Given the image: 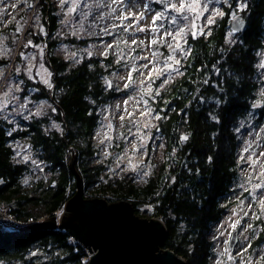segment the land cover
<instances>
[{
    "label": "trees",
    "instance_id": "obj_1",
    "mask_svg": "<svg viewBox=\"0 0 264 264\" xmlns=\"http://www.w3.org/2000/svg\"><path fill=\"white\" fill-rule=\"evenodd\" d=\"M149 8L156 12L161 5L152 2ZM34 10L42 15L45 32L28 26L23 40L30 37L37 43L47 42V63L54 76L53 88L40 89L33 98L48 100L52 108L41 116L21 120L17 129L0 121V207L28 226L55 215L76 191V177L70 168L74 157L85 199L129 201L139 217H159L164 222L167 233L161 250L174 251L187 264H215L209 234L247 196L242 136L250 123L264 122V107L253 106L261 100L263 84L257 52L264 49V0H251L246 29L237 33L236 42L230 43L226 18L217 20L195 39L187 34L184 51L190 49V54L177 53L175 59L180 64L173 66L182 75L165 72L148 80L152 92L143 97L151 110L150 124L143 129L148 137L145 158L138 168L122 169L116 177H110L103 163L94 160L115 150L121 156L128 149L126 141L119 135L112 142L101 143L97 132L105 124L108 108L112 110L118 100L137 91L129 79L125 82L118 76L130 63L132 53L127 58L112 51L101 56L83 53L78 61L65 60L53 54L61 15L47 0H39ZM99 36H80L69 42L83 49L101 39ZM152 48L162 56L169 54L166 46ZM134 51L138 55L143 48ZM141 62L135 60V64ZM11 69L15 71L13 66ZM52 121L61 130L54 128ZM182 136L188 139L181 141ZM20 140L28 141L37 155V166L31 159L23 161L16 156L15 143ZM142 206L146 209L141 210ZM70 238L74 237L65 229L9 232L0 227V264H83L85 250L79 243L70 244ZM263 240L257 235L250 247ZM35 244L50 255L48 261L27 257ZM55 250L69 256L61 260Z\"/></svg>",
    "mask_w": 264,
    "mask_h": 264
},
{
    "label": "rangeland",
    "instance_id": "obj_2",
    "mask_svg": "<svg viewBox=\"0 0 264 264\" xmlns=\"http://www.w3.org/2000/svg\"><path fill=\"white\" fill-rule=\"evenodd\" d=\"M36 0L32 3V0H2L0 2V96H3L4 92H7L11 87L12 91L10 94L8 106L3 108L0 111V121L8 122L14 125V129L19 127L20 121L27 119L34 115V113L39 108L40 115L44 114L46 111L51 112V103L43 98L35 99L33 95L36 91L40 89H52L53 88V76L54 73L50 69L46 53L49 55V46L47 42H35L30 37L23 40V35L27 31L28 26H32L34 31L40 28L43 29L42 33L45 32V28L42 23V15L37 14L34 8L38 5ZM53 5L55 12L60 17L61 29L59 36H57V44L53 48V54L59 57H62L65 60L78 61L82 57L83 53H92V55H104L109 51L120 52L119 57L127 58V55L132 53L130 58V63H127L125 69L119 71L118 76H123V81H128L129 72L132 73L131 83L133 87L136 88L129 98L118 100L115 108H108L107 115L105 116V124L97 132V136L100 141L103 140V143L112 142L113 139L117 136H122L126 141L125 147L126 151L122 152L121 156L118 157L119 151L115 150L114 153L109 155L113 157H96L95 163H103L104 171L108 172L110 177H116L120 170L122 169H136L142 165L144 157V149L148 142V137L146 133L143 132V129L147 128V125L150 124L151 113H149V106L147 102L142 97V92L145 88L148 87V73L153 67L163 68L165 64V57L160 56L159 60L154 63H149L152 61V46L149 47L150 40L155 36L159 39L160 36L164 35L165 30L175 31L179 27H185L186 35L184 39L181 40L183 49L185 50L184 40L188 33L191 31L188 30L187 25L190 24L194 14L189 16V20H179L178 25H173L169 23V17L176 15L174 12H167L163 20L157 21V26L160 27V31L153 33L150 31V26L152 25V17L157 12H163L165 6L163 3H158L161 5V9L158 11H151L149 4L156 2V0H123V3L116 4L112 0H79V7L74 11L70 16L66 15L67 10L71 7L73 0H68L63 6H61V0H47V3ZM101 4V7H96L97 3ZM172 3H177L178 0H171ZM250 2L251 0H227V3L224 0H220L219 3H216V0H201V4H208V11H205L204 14L200 17L199 20H196L197 25L196 31L199 33V30L202 28L203 33L208 32L212 25L222 18H226V23L230 30V43H234L238 40L239 36L236 32L232 31L231 23L233 21L232 15L235 13L236 17H242L246 23L248 22L250 16ZM85 4L92 5L91 11L86 20H83V28L80 29L81 22V12H88L89 9L85 8ZM110 5V7L108 6ZM231 5V7H229ZM241 5H243V10H241ZM116 9V11H112ZM218 9L219 11L224 12V16H215L214 23L208 24L207 19L213 14V10ZM143 13V19L139 21H134L132 19L120 20L118 17L128 14L137 15ZM103 15V19L99 17ZM128 24H135L139 27H144L146 31L140 32L136 31L135 27L129 28L128 31H124V26ZM264 24V23H263ZM94 25V27H90ZM115 26V27H114ZM19 27V31L17 28ZM102 29H107L109 34H105ZM75 33V34H74ZM94 33V34H92ZM100 35L101 39L94 40L89 44L87 48H80L78 45H73L72 42H69V39L75 37L86 36L92 38L94 35ZM105 35H109L110 38H103ZM200 35V34H198ZM165 40H170L168 36L164 37ZM23 40L22 44L21 41ZM132 40L137 41V45L140 40H144V46L132 45V47H126L123 41H127L128 44H131ZM30 46H25L29 44ZM264 41V38H263ZM119 43V48L116 47ZM112 45V47H108ZM160 45H155L156 49ZM20 47V51H18ZM143 48V51L140 54H133L136 48ZM42 50V51H41ZM160 52L159 50H157ZM126 52V54H124ZM72 53L76 55L69 58ZM180 53L179 51L174 54ZM23 54V56L21 55ZM17 57V64L13 65L14 59ZM89 55V54H88ZM138 57H147L148 59H142L141 63L135 64V60ZM257 65L264 60V49L257 52ZM9 62H5V61ZM171 63V61H169ZM135 64V66H134ZM147 64L148 67L144 68L142 65ZM13 66V71L11 67ZM174 66V65H173ZM31 67V73L29 74V68ZM135 67V71H133ZM19 69V71H17ZM257 70L261 73V79L263 81L260 91L264 90V69L257 67ZM12 72V73H11ZM135 73V74H134ZM50 74V75H49ZM31 75V78H29ZM44 79H48L49 83L52 85L49 88L45 83ZM18 89V90H17ZM261 93V92H260ZM15 97V99H12ZM261 100H257L255 104L259 106L254 107L260 109L264 107V97H260ZM26 104V108L21 110L19 105ZM113 105V103H112ZM15 108V110H14ZM143 113V115H142ZM27 117V118H26ZM123 117V121L121 120ZM58 125L55 121H52V125ZM111 124V129L108 128V125ZM123 125V126H122ZM59 126V125H58ZM56 128V127H54ZM61 130L60 126L58 128ZM139 129V131H138ZM100 133V135H98ZM104 134H108L111 137V140L104 139ZM143 146H141L142 138ZM133 144L136 145L137 151L135 154H131ZM257 144V147L254 150H251ZM250 145V147H249ZM111 146H114L111 144ZM105 148V147H104ZM247 148V151L245 149ZM241 154L244 157L243 164V173H245V182L246 186L244 188L251 189L252 185L259 183L257 176L260 172V165L264 164V156L261 153H264V122L260 125L250 123V127L245 131L242 136V141L240 145ZM127 152V155L125 153ZM15 154L17 157H22L23 161L25 157L31 159L33 165L37 166L38 162L36 161L37 155L32 151L28 141L20 140L15 143ZM108 155V156H109ZM109 158L110 160H107ZM251 158V159H249ZM27 159V160H28ZM257 161L255 167L252 166L251 161ZM35 162V163H34ZM135 165L136 167H133ZM128 167V168H127ZM119 171V172H118ZM256 199H253L249 191H247V196L245 199L241 200L243 203L239 202L235 204L233 208L228 212V214L216 224L211 233L209 234L210 239H213V260L217 264V261H222L223 264H247L248 260L252 261V264H261V259L264 258V240L256 247L251 248L249 245L253 239L258 235V237L263 236L264 239V213L261 212L259 207V199H264V188L259 189L255 193ZM251 205V207H249ZM146 206H142L141 210H145ZM63 210V209H62ZM62 210L58 211L56 214H60ZM235 210V214L234 211ZM247 213V215H245ZM55 214V215H56ZM258 216L259 219H254L253 216ZM47 216L41 217L39 222L47 219ZM149 219V217H145ZM239 219L240 223L237 225L236 229L238 231V243L233 249L228 248L229 233L233 232V229L229 227L235 220ZM252 227L249 228L248 225ZM223 233V235H221ZM69 243L75 245L77 242L75 239L70 238ZM225 248L229 249V254L234 258L232 260L228 259V255L221 256L220 253L224 252ZM244 249H247L246 252H243ZM85 250V249H84ZM243 252V256L239 253ZM54 253L60 256V259L63 260L69 256V253L55 250ZM30 257H37L39 262L48 261L50 255L45 253L38 244H35L30 249V252L27 255ZM90 260V254L85 250V254L82 256V263L88 264ZM21 264V263H14ZM66 264H71L67 262Z\"/></svg>",
    "mask_w": 264,
    "mask_h": 264
},
{
    "label": "water",
    "instance_id": "obj_3",
    "mask_svg": "<svg viewBox=\"0 0 264 264\" xmlns=\"http://www.w3.org/2000/svg\"><path fill=\"white\" fill-rule=\"evenodd\" d=\"M246 25L242 17H237V20L232 21L231 29L243 33ZM256 147L257 144L251 150ZM70 168L76 177V191L62 212L20 231L43 228L68 230L83 249L89 252L88 264H187L174 251L160 249L167 229L159 217H139L132 204L126 200L108 203L102 197L85 199L74 157ZM238 234L237 230L231 233L236 240L233 242L229 238V249L237 245Z\"/></svg>",
    "mask_w": 264,
    "mask_h": 264
},
{
    "label": "snow or ice",
    "instance_id": "obj_4",
    "mask_svg": "<svg viewBox=\"0 0 264 264\" xmlns=\"http://www.w3.org/2000/svg\"><path fill=\"white\" fill-rule=\"evenodd\" d=\"M0 2H2V0H0ZM67 2H68V0H61V6H63ZM112 2L116 3V4H120V3H123V0H112ZM156 2L157 3H163L164 6H165V10L163 12H157L152 17V25L150 26V31H152L153 33L159 32L160 31V27H162V25L157 26V21L163 20L165 18L166 13L171 11V12H174L176 15L169 17V23L170 24L178 25L179 20H181V19L182 20H189V16L194 14L190 24L187 25L188 30L191 31V35H192L193 39H195L198 34H203V29L202 28L199 30V33L196 31L197 25H196L195 21L199 20L200 17L204 14L205 11H208V4L207 3L201 4V0H178L177 3H172L171 0H156ZM219 2H220V0H216V3H219ZM224 2L227 3V0H224ZM108 6L110 7V5H108ZM78 7H79V0H73L71 7H69L68 10H67L66 15L70 16L74 11H76V9ZM84 7L88 8L89 11L88 12H81L82 19H81V22H80V29L83 28V20L87 19L88 15H89V12L91 11L92 5L85 4ZM96 7H101V4L98 2L96 4ZM229 7H231V5H229ZM243 7L244 6L241 5V10H243ZM112 11L114 12V11H116V9H112ZM215 16H221L222 17V16H224V12L219 11L218 9H214L213 10V14L211 16H209L208 19H207V23L209 25L214 23V17ZM99 18L103 19L104 17H103V15H101ZM118 18L120 20H122V21L125 20V19H132L134 21H139L140 19H143V13H140V14H137V15H133V14L123 15V14H121ZM232 19L233 20H237V17L235 15V13H233ZM238 23L242 24V21H239ZM90 27H94V25H90ZM133 27H135L136 31H140V32L146 31V29L144 27H139V26H136L135 24H128V25L124 26V31H128L129 28H133ZM19 30L20 29L18 27L17 31H19ZM41 31H43V29H41ZM102 31H104L105 34H109L107 29H102ZM92 34H94V33H92ZM185 35H186L185 27H179L178 30H175V31H168L166 29L164 35L160 36L159 39H157L155 36H153V38L150 40V43H149L148 46L149 47L155 46V45L166 46L169 49V55L167 57H165V64H164L163 68L153 67L149 71L148 77H147L148 80H151L154 74L158 78L159 76L165 74V72L169 73V75L171 74V72H177L178 74L182 75V73H179L178 68L173 67V65H179L180 64V60L174 58V54L176 52L179 51L181 53V55H183V56H186V55L190 54V49L187 52H185L184 49H183V45L181 44V40L184 39ZM230 35H231V33H230ZM165 36H168L171 39L170 40H165V38H164ZM123 43L125 44L126 47H130V48L132 47V45H137V41L136 40H132L131 44H128L127 41H123ZM184 43L186 44L187 41L184 40ZM30 45H31V41H29V44L25 45V46L27 47V46H30ZM144 45H145L144 40H140L139 44L137 46H144ZM108 47H112V45H108ZM116 47L119 48V43H117ZM88 54H89V56L92 55V53L90 51H89ZM21 55L23 56V54H21ZM75 55H76L75 53H72L69 58H71V57H73ZM162 55H163L162 53H159L157 50L154 49L152 51V61H149V63H154V62L158 61L160 56H162ZM138 58L139 59H145V60L148 59L147 57H138ZM169 61H171V63H169ZM142 67L147 68L148 65L145 64V65H142ZM257 67L260 68V69H264V60H262L257 65ZM135 70H136L135 67H133V71H135ZM17 71H19V69H17ZM30 73H31V67L29 68V74ZM0 76H2V73H0ZM29 78H31V75H29ZM128 79H129V83H131V80H132L131 71L129 72ZM167 82H168L167 80L164 81V83H167ZM44 83L49 88L52 87V85L49 83L48 79H44ZM128 86H129V84L125 85V87H128ZM11 91H12V89L10 87L7 92L3 93V96H0V111H2L3 108L8 106V103H9V99L8 98L10 97ZM151 92H152L151 84H148V87L145 88L143 90V92H142V97H143V95L151 94ZM156 94L158 95L159 91H157ZM260 95L262 97H264V90L261 91ZM12 99H15V97H12ZM253 106L257 107L259 105L255 104ZM19 108L21 110H23L24 108H26V104L19 105ZM14 110H15V108H14ZM150 113H151V110L149 109V113L148 114H150ZM40 114L41 113H40V110L38 108L37 111L34 113V115L39 116ZM142 115H143V113H142ZM156 118L159 119L158 116ZM121 120L123 121V117H121ZM53 127L59 128V126L55 125V124L53 125ZM111 127H112L111 124H109L108 128L111 129ZM138 131H139V129H138ZM98 135H100V133H98ZM104 139L111 140V137L108 134H104ZM143 139H146V137L142 138L141 146H143ZM187 139H188L187 136H182L181 137V141H185ZM101 143H103V140L101 141ZM108 146L111 147V144H109ZM249 147H250V145H249ZM136 151H137V147H136L135 144H133V148H132L133 154H135ZM245 151H247V148L245 149ZM104 155H105V157H107L108 153L105 152ZM125 155H127V152L125 153ZM261 155L264 156V153H261ZM27 159H28V157H25V160H27ZM249 159H251V158H249ZM251 164H252L253 167H255L256 164H257V161L253 160V161H251ZM133 167H136V166L133 165ZM260 169L261 170H260V172H259V174L257 176V179L259 180V183H256V184L252 185L251 189H248V188L244 189L245 191H249L250 192V194L252 195L253 199H256V195H255L256 191L259 190V189L264 188V164L260 165ZM27 182H28L27 180L24 181V183H27ZM241 203H243V201H241ZM249 207H251V205H249ZM259 207L261 209V212L264 213V199H259ZM233 211H234V214H235V210H233ZM245 215H247V213H245ZM253 218L254 219H259V217L255 216V215L253 216ZM239 223H240V220L237 219L232 224H230L229 227H231L233 229V231H235V229H236V227H237V225ZM248 227L251 228L252 226L249 224ZM221 235H223V233H221ZM229 237H230V239L233 242H235L236 237H232L231 233H229ZM225 243H228V242L226 241ZM246 251H247V249L243 250V252H246ZM243 252L239 253V255L243 256ZM226 254H229V249L228 248H225L224 252L220 253L221 256L226 255ZM228 259L232 260L234 258L229 254L228 255ZM217 264H223V262L218 260ZM247 264H252V261L249 259ZM261 264H264V258L261 259Z\"/></svg>",
    "mask_w": 264,
    "mask_h": 264
},
{
    "label": "built area",
    "instance_id": "obj_5",
    "mask_svg": "<svg viewBox=\"0 0 264 264\" xmlns=\"http://www.w3.org/2000/svg\"><path fill=\"white\" fill-rule=\"evenodd\" d=\"M28 226L27 223L18 220L11 211L5 207H0V227L9 232H18Z\"/></svg>",
    "mask_w": 264,
    "mask_h": 264
},
{
    "label": "bare ground",
    "instance_id": "obj_6",
    "mask_svg": "<svg viewBox=\"0 0 264 264\" xmlns=\"http://www.w3.org/2000/svg\"><path fill=\"white\" fill-rule=\"evenodd\" d=\"M59 213V212H58ZM46 218H48V217H46ZM35 223V222H34ZM31 225V224H30Z\"/></svg>",
    "mask_w": 264,
    "mask_h": 264
},
{
    "label": "clouds",
    "instance_id": "obj_7",
    "mask_svg": "<svg viewBox=\"0 0 264 264\" xmlns=\"http://www.w3.org/2000/svg\"><path fill=\"white\" fill-rule=\"evenodd\" d=\"M25 228V227H24ZM23 229V228H22ZM76 241V240H75ZM77 242V241H76ZM78 243V242H77Z\"/></svg>",
    "mask_w": 264,
    "mask_h": 264
}]
</instances>
